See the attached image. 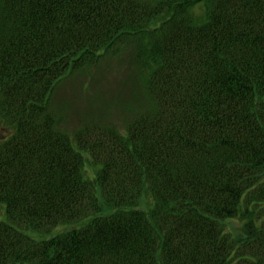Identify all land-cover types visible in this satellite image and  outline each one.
<instances>
[{
  "label": "trees",
  "instance_id": "obj_1",
  "mask_svg": "<svg viewBox=\"0 0 264 264\" xmlns=\"http://www.w3.org/2000/svg\"><path fill=\"white\" fill-rule=\"evenodd\" d=\"M134 42L151 107L72 130ZM0 123V264H264V0H0Z\"/></svg>",
  "mask_w": 264,
  "mask_h": 264
},
{
  "label": "rangeland",
  "instance_id": "obj_2",
  "mask_svg": "<svg viewBox=\"0 0 264 264\" xmlns=\"http://www.w3.org/2000/svg\"><path fill=\"white\" fill-rule=\"evenodd\" d=\"M203 5L205 6V3L202 2L192 8L193 14L199 19L204 15ZM135 46L136 42L126 52H112L111 56L106 57L97 66L88 71L84 69L70 74L58 85L55 104L62 106L64 116L74 121L79 117L78 112H82L78 120L70 123L72 130L78 126L84 127L90 122H82L81 118L97 121L108 118L113 120V123L123 126L132 116L151 107V102L148 106L140 78L131 74L134 73L136 65L135 61H131L133 53L136 54ZM137 110L139 112H133ZM0 127L1 144L3 139L9 136L7 133L9 130L1 123ZM32 235L39 237L38 234Z\"/></svg>",
  "mask_w": 264,
  "mask_h": 264
}]
</instances>
